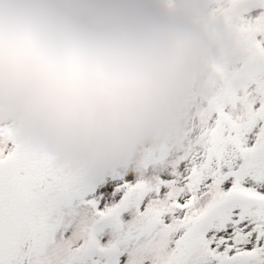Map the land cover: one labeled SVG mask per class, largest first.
<instances>
[{
  "label": "snow or ice",
  "instance_id": "obj_1",
  "mask_svg": "<svg viewBox=\"0 0 264 264\" xmlns=\"http://www.w3.org/2000/svg\"><path fill=\"white\" fill-rule=\"evenodd\" d=\"M232 46L162 143L107 167L0 123V264H264V0H209Z\"/></svg>",
  "mask_w": 264,
  "mask_h": 264
},
{
  "label": "clouds",
  "instance_id": "obj_2",
  "mask_svg": "<svg viewBox=\"0 0 264 264\" xmlns=\"http://www.w3.org/2000/svg\"><path fill=\"white\" fill-rule=\"evenodd\" d=\"M231 46L209 0H0V123L111 167L179 130Z\"/></svg>",
  "mask_w": 264,
  "mask_h": 264
}]
</instances>
